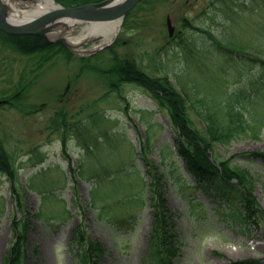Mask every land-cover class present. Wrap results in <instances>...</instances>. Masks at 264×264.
Segmentation results:
<instances>
[{
  "label": "rangeland",
  "instance_id": "374dc122",
  "mask_svg": "<svg viewBox=\"0 0 264 264\" xmlns=\"http://www.w3.org/2000/svg\"><path fill=\"white\" fill-rule=\"evenodd\" d=\"M127 14L110 46L74 51L70 60L57 53L40 70H31L30 56L0 45V96L11 95L19 82L25 88L23 99L0 107V139L15 159L24 210L37 212L39 217L27 230V250L36 244L39 254L34 258L29 254L26 264H73L74 260L71 232L80 215L72 202L69 161L61 156L62 130L52 132L51 120L59 112L71 126L66 144L83 218L90 236L105 249L101 264H144L151 215L139 178L144 177L145 167L136 153L144 151L142 139L148 144L147 156L165 176L169 207L183 215V244L174 264L249 260L254 263L246 264H264V225L247 229L234 221L231 209L218 203L211 191L196 187L175 153L174 132L165 112L137 85L123 84L120 93L110 91L103 75L81 72L84 62L80 59L88 58L104 70L111 55L117 54L145 71L168 75L179 89L183 85L194 104L200 102L197 108L205 103L220 113L229 99L249 121H261L257 138L238 135L215 151L220 158L234 156L233 161L256 176L254 194L264 209V163L240 155L264 152V69L257 61L243 63L237 55L210 52L205 48L206 34L181 22L187 19L216 36L235 33L238 41L261 42L259 48L264 50V0H144ZM166 17L173 26L172 37ZM81 26L74 28L73 35ZM90 44L82 46L86 49ZM96 173L103 179L96 190L100 197L90 203ZM137 198L140 205H131ZM63 207L71 216L55 222ZM14 214L20 212L13 191L6 176L0 174V264L12 241L10 220ZM124 217L123 224H116ZM189 218H195L198 225L189 224Z\"/></svg>",
  "mask_w": 264,
  "mask_h": 264
},
{
  "label": "trees",
  "instance_id": "16d2710c",
  "mask_svg": "<svg viewBox=\"0 0 264 264\" xmlns=\"http://www.w3.org/2000/svg\"><path fill=\"white\" fill-rule=\"evenodd\" d=\"M62 5H81L102 0H55ZM184 26L198 30L188 20ZM212 41L226 50H236L234 40L214 39L209 31H206ZM0 45L23 55L30 56L32 65L38 69L46 61L62 53L66 60H69L71 53L60 44H52L36 35H9L0 32ZM239 50L245 54L240 46ZM111 63L104 70L100 67L86 62L82 69L97 72L105 77L106 83L112 90L119 89L123 83H132L142 87L155 103L163 108L169 116V120L175 130V145L179 155L185 160L188 171L200 185L212 188L220 198L225 201L239 205L243 213V219L251 223L264 222V211L258 206L253 195L255 185L254 177L244 168L231 165L229 159L216 161L210 154L214 143L226 144L239 133H250L255 135V130L244 127L247 124L242 117V112L235 109L232 103L227 100L223 105L222 113H218L213 107L201 103L196 107L192 100L185 96V91H180L172 84L169 77L153 74L145 71L134 61L112 54ZM259 61L264 65V59ZM147 67V66H146ZM21 84V83H19ZM24 88L18 86L13 93V99L24 98ZM198 101L197 97H195ZM202 120L203 131L195 127V123ZM56 129L62 128L68 131L69 125L65 121V114L59 112L52 120ZM246 129V131H245ZM146 155V152H144ZM252 157H261L264 160V153L250 152ZM143 160L148 166L147 174L150 178L148 183V202L152 212V229L148 237L147 262L148 264H173L179 252L178 241V214L172 211L164 197L163 185L164 176L145 156ZM0 171L5 172L11 180L14 179V167L11 155L0 142ZM29 215H23L18 221H11L14 242L8 249L3 264H25L28 257L27 235L29 228ZM73 240L76 245L74 264H100L103 257V247L99 241L90 238L83 224H79L74 230ZM33 255H37L36 245L31 248Z\"/></svg>",
  "mask_w": 264,
  "mask_h": 264
},
{
  "label": "bare ground",
  "instance_id": "6f19581e",
  "mask_svg": "<svg viewBox=\"0 0 264 264\" xmlns=\"http://www.w3.org/2000/svg\"><path fill=\"white\" fill-rule=\"evenodd\" d=\"M5 16L10 23L20 24L30 19H34L42 12L55 9L52 0H1ZM122 0H109L110 5L117 6ZM54 22V23H53ZM47 25L46 36L48 39L64 37L72 48L79 51H93L109 43L117 34L122 18H114L99 23L84 24L78 33L73 35L72 31L77 26V22L70 21L66 17H59ZM70 35V36H69ZM91 43L86 49H81L80 45ZM117 55V54H116ZM118 56V55H117ZM200 119L195 123V127L203 131L204 127Z\"/></svg>",
  "mask_w": 264,
  "mask_h": 264
},
{
  "label": "water",
  "instance_id": "95a60500",
  "mask_svg": "<svg viewBox=\"0 0 264 264\" xmlns=\"http://www.w3.org/2000/svg\"><path fill=\"white\" fill-rule=\"evenodd\" d=\"M107 1L108 0H104L98 3L65 8L56 3L57 9L51 12H46L22 26H13L6 22L5 14L1 9L0 3V29L11 34H37L45 37V26L52 23L53 20L58 17L65 16L68 19L71 18L77 21H101L113 19L116 17H122L139 0H123L122 3L112 7L106 5ZM167 26L169 34H171L173 28L170 24L169 18H167ZM59 41L64 44L63 39Z\"/></svg>",
  "mask_w": 264,
  "mask_h": 264
}]
</instances>
